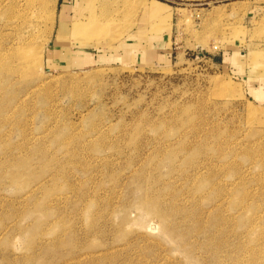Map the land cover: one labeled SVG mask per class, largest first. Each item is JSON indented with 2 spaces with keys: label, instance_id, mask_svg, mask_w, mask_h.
I'll use <instances>...</instances> for the list:
<instances>
[{
  "label": "rangeland",
  "instance_id": "rangeland-1",
  "mask_svg": "<svg viewBox=\"0 0 264 264\" xmlns=\"http://www.w3.org/2000/svg\"><path fill=\"white\" fill-rule=\"evenodd\" d=\"M262 3L0 0V264H264Z\"/></svg>",
  "mask_w": 264,
  "mask_h": 264
},
{
  "label": "crops",
  "instance_id": "crops-1",
  "mask_svg": "<svg viewBox=\"0 0 264 264\" xmlns=\"http://www.w3.org/2000/svg\"><path fill=\"white\" fill-rule=\"evenodd\" d=\"M83 0H59L60 6L65 7L63 9L60 10L59 13V27H65L66 23H64L65 21H68L69 17L71 16L70 8H73L75 5H81V2ZM73 6V7H72ZM78 6V7H79ZM260 7L264 12V3H262V6H258ZM74 9V8H73ZM69 13V14H68ZM79 22V20L74 21V23L76 24V22ZM73 26V23H72ZM59 33L56 35L55 37V45L56 48H60L61 51H64L65 43L64 44H59V43H63V39H61L63 36L59 35ZM73 36H77L74 35V27L72 28V34ZM80 37V35H78ZM91 42H87V40H83L82 44L87 45L90 44ZM261 48L264 49V41L261 44ZM143 50V49H141ZM141 50L138 47H129L124 49V53L123 56L125 57H130L132 55H134L135 53H141ZM85 56L83 58L84 61H90L91 59H93L94 57V53H89V52H85ZM240 54V53H239ZM243 55V53H241ZM228 57L223 56L222 57V62L223 64H226L229 71L233 72L238 79L243 81V84L246 87V90H248L250 93H252L253 95L255 94L258 98L261 96H263V92H264V65H251L250 62L245 61L244 59H241L242 56H239L238 54L234 53L232 51V53L228 54ZM63 53L61 54L60 58H62ZM117 57V55H116ZM70 61L73 63H77V57H70Z\"/></svg>",
  "mask_w": 264,
  "mask_h": 264
},
{
  "label": "bare ground",
  "instance_id": "bare-ground-1",
  "mask_svg": "<svg viewBox=\"0 0 264 264\" xmlns=\"http://www.w3.org/2000/svg\"><path fill=\"white\" fill-rule=\"evenodd\" d=\"M83 23L84 22H76L75 26H74V35H76L77 33H79L80 29L83 27ZM97 43H100V41H97ZM14 44V43H13ZM14 49V46L10 45L8 46L7 48H5L4 50H6L5 53H9L11 52L12 50ZM36 55V54H35ZM38 55V54H37ZM32 56V55H29V57Z\"/></svg>",
  "mask_w": 264,
  "mask_h": 264
}]
</instances>
